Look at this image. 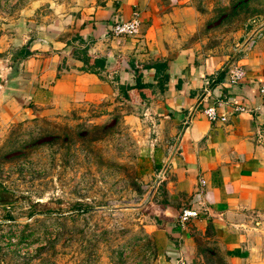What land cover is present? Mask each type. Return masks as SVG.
Here are the masks:
<instances>
[{"label":"crops","instance_id":"1","mask_svg":"<svg viewBox=\"0 0 264 264\" xmlns=\"http://www.w3.org/2000/svg\"><path fill=\"white\" fill-rule=\"evenodd\" d=\"M187 4L115 0L57 18L37 27V35L23 26L5 47L0 42V119L21 118L33 107L46 114L63 99L91 107L116 99L131 105L130 117L149 122L157 136L151 194L165 222L160 228L153 217L145 228L160 261L199 264L201 239L215 241L228 264H264V96L258 91L264 59L253 52L238 60L197 52L184 33L193 20ZM134 9L142 20L138 33L113 36L111 28L128 21ZM84 55L104 61V67L85 64ZM155 63L167 68L158 72ZM233 64L243 66L245 79L231 84L226 70L216 81ZM138 81L150 84L144 98L119 91ZM212 104L226 121L205 117ZM237 105L247 112H235ZM183 208L200 215L180 227Z\"/></svg>","mask_w":264,"mask_h":264},{"label":"rangeland","instance_id":"2","mask_svg":"<svg viewBox=\"0 0 264 264\" xmlns=\"http://www.w3.org/2000/svg\"><path fill=\"white\" fill-rule=\"evenodd\" d=\"M111 1L0 0L1 47L23 26L37 35V27ZM187 6L193 20L184 33L197 52L264 59V0ZM130 107L63 99L46 114L33 107L0 119V264H165L145 228L154 217L157 136ZM207 243L199 240L198 263L228 264L225 251Z\"/></svg>","mask_w":264,"mask_h":264},{"label":"built area","instance_id":"3","mask_svg":"<svg viewBox=\"0 0 264 264\" xmlns=\"http://www.w3.org/2000/svg\"><path fill=\"white\" fill-rule=\"evenodd\" d=\"M141 25H142V20L140 19V13L137 9H134L128 21H124V22L120 21L115 23L113 28H111V31L113 36L119 37L120 39L131 38L138 33L139 28H141ZM227 75H228L229 83L235 85L240 83L246 77V73L243 66L236 64L231 65V67L227 69ZM258 91L262 96H264V85H260L258 87ZM233 108L234 111L238 113L247 112V110L243 106L237 105L234 106ZM203 114L210 122H214L217 120L226 121L227 119L226 113L220 112L218 110L217 105L215 104L206 107L203 110ZM202 183L205 184L204 181ZM199 215L200 214L197 211H195V209L183 208L178 218L179 221L178 224L180 225V227H184L192 218L195 217L198 218Z\"/></svg>","mask_w":264,"mask_h":264},{"label":"trees","instance_id":"4","mask_svg":"<svg viewBox=\"0 0 264 264\" xmlns=\"http://www.w3.org/2000/svg\"><path fill=\"white\" fill-rule=\"evenodd\" d=\"M21 54H23L24 56L28 55L29 54V51L28 50H21L20 51ZM83 59V62L85 64H93L94 66L95 65H98V66H102L104 67V61L100 60V59H95L93 61L92 58H90L89 56L87 55H84L82 57ZM93 62V63H92ZM154 66L156 67V71H164L166 68H167V65L166 64H159V63H155ZM227 69H224L222 70L221 72H219V74L217 75L216 77V81L219 80L223 75L224 73L226 72ZM164 78V80H167L168 79V76L167 75H163L162 76ZM150 87V84H147V83H141L140 81L136 82V84H134V86H121L119 87V91L120 92H125V91H131L133 90L135 92V94L141 96L142 98H144V96H147V92H145V90ZM124 98L127 99V100H130V99H133L130 95L128 94H125L124 93ZM79 210V209H78ZM87 210H82L81 212H86ZM152 213H153V216L156 218L157 220V225L160 227V228H163L164 227V222L165 220L160 216L161 213H164L162 210L160 209H156V206L154 205L153 206V209H152ZM208 245H210V242L207 243Z\"/></svg>","mask_w":264,"mask_h":264},{"label":"water","instance_id":"5","mask_svg":"<svg viewBox=\"0 0 264 264\" xmlns=\"http://www.w3.org/2000/svg\"><path fill=\"white\" fill-rule=\"evenodd\" d=\"M0 83H1V78H0Z\"/></svg>","mask_w":264,"mask_h":264}]
</instances>
